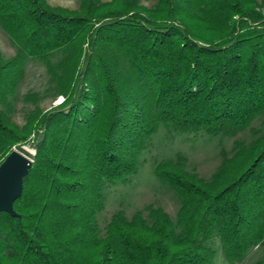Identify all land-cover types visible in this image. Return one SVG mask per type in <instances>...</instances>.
<instances>
[{"label":"trees","instance_id":"16d2710c","mask_svg":"<svg viewBox=\"0 0 264 264\" xmlns=\"http://www.w3.org/2000/svg\"><path fill=\"white\" fill-rule=\"evenodd\" d=\"M0 29L17 49L0 50V166L23 146L36 152L19 217L0 214V264H214L219 253L242 264L264 248V1L0 0ZM29 62L64 101L20 127L12 100ZM161 126L254 138L222 149L210 179L182 155L157 163L176 219L119 211L102 237L105 187L137 175Z\"/></svg>","mask_w":264,"mask_h":264},{"label":"rangeland","instance_id":"374dc122","mask_svg":"<svg viewBox=\"0 0 264 264\" xmlns=\"http://www.w3.org/2000/svg\"><path fill=\"white\" fill-rule=\"evenodd\" d=\"M260 3L264 0H258ZM52 6H60L68 9H78L81 0H48ZM156 2L144 3L153 6ZM0 50L6 59L16 55L17 49L12 44L6 33L0 29ZM39 94L40 100L35 103L26 101L28 95ZM13 119L20 126L26 124L28 115L39 106L42 110H48L60 105L64 99L54 98L50 91L49 75L45 66L38 62H29L26 67L24 80L21 82L16 96L13 98ZM262 120H257L253 127L259 129ZM254 138L253 133L247 132L234 138H212L206 134H177L172 133L161 126L159 132L153 137L148 149L140 158V168L137 175L126 182L116 185H107L104 189L105 210L99 215V227L101 236H105L106 228L114 214L124 211L128 219L137 212L148 213L144 210L148 206L163 208L172 219H176L180 204L175 194L164 186L154 175L157 163L164 160H175L179 155L189 161V169L196 170L201 177L210 179L221 165V150L232 153L236 141L250 142ZM25 157L32 159L36 154L31 146H23L22 151L16 150ZM264 259V248H255L242 264H256ZM214 264H228L222 259L221 253Z\"/></svg>","mask_w":264,"mask_h":264},{"label":"water","instance_id":"95a60500","mask_svg":"<svg viewBox=\"0 0 264 264\" xmlns=\"http://www.w3.org/2000/svg\"><path fill=\"white\" fill-rule=\"evenodd\" d=\"M33 161L18 151L12 152L0 166V214L19 217L14 203L20 198L24 179L32 168Z\"/></svg>","mask_w":264,"mask_h":264}]
</instances>
